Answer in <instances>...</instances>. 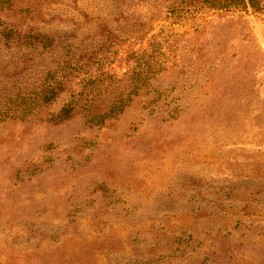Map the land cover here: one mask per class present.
Masks as SVG:
<instances>
[{"label": "rangeland", "instance_id": "374dc122", "mask_svg": "<svg viewBox=\"0 0 264 264\" xmlns=\"http://www.w3.org/2000/svg\"><path fill=\"white\" fill-rule=\"evenodd\" d=\"M218 4L0 0V264H264V0Z\"/></svg>", "mask_w": 264, "mask_h": 264}, {"label": "trees", "instance_id": "16d2710c", "mask_svg": "<svg viewBox=\"0 0 264 264\" xmlns=\"http://www.w3.org/2000/svg\"><path fill=\"white\" fill-rule=\"evenodd\" d=\"M169 3V5L167 6V8L174 10L176 4H178V7H180V4L185 3L186 7H191L190 10L195 9L194 7L198 8V7H202V5L208 4V3H212V4H216L219 3L218 5H221L223 7H231L234 4H236V2L238 0H165ZM242 1V0H241ZM252 1L253 0H249ZM198 3H202L201 6H197ZM0 22H3V20H0ZM2 28L1 30V39L4 41V43L8 46L9 44L15 43V42H19L21 39L19 38V34L17 32V30L13 27V26H9V25H4V24H0ZM31 38H33L32 36L27 35L26 37L24 36V39H27V41H25V43H27L28 45H32L35 44V42H33L31 40ZM26 62L24 66L21 68L20 71L15 72L14 74H6L4 72L1 73L0 78H1V82L2 84L4 83H8V84H13L15 85V78H17L18 75H24V71L27 69L26 68ZM12 61H10L9 64H7L5 66V68H8L11 65ZM4 73V74H3Z\"/></svg>", "mask_w": 264, "mask_h": 264}]
</instances>
